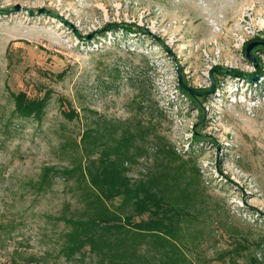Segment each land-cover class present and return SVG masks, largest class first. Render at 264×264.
<instances>
[{"label":"rangeland","instance_id":"rangeland-1","mask_svg":"<svg viewBox=\"0 0 264 264\" xmlns=\"http://www.w3.org/2000/svg\"><path fill=\"white\" fill-rule=\"evenodd\" d=\"M0 10V264H99L62 251L86 200L56 170L90 148L86 130L135 132V118L147 134L129 176L159 175L180 210L177 264H264V0H0ZM20 92L48 94L39 118L17 116ZM136 245L138 264H157L149 238Z\"/></svg>","mask_w":264,"mask_h":264},{"label":"trees","instance_id":"trees-1","mask_svg":"<svg viewBox=\"0 0 264 264\" xmlns=\"http://www.w3.org/2000/svg\"><path fill=\"white\" fill-rule=\"evenodd\" d=\"M108 27L111 29L112 26ZM48 98L47 93L40 99H31L20 92L13 95L14 111L18 117L39 118L45 111ZM138 109L143 107L139 105ZM148 110L151 117L158 113L157 117L162 118L155 102H150ZM64 115L70 120L77 117L74 110L64 112ZM135 121V132L126 128L121 134L114 130L104 134L86 130L81 143L83 146L89 143L90 148H83V154L77 155V163L73 166L56 170L63 176L75 175L86 200V210L66 221L72 226L71 231L66 233L68 241L62 248L68 257L75 254L97 255L99 264H123L122 261L130 256L126 264H138L137 259L140 262L145 259L127 251L133 243L138 245L149 238L153 247L160 250L161 258L146 260L158 261L157 264H177L182 258L179 248L172 241L180 224L181 212L160 193L158 186L161 178L158 175L147 180H135L129 176L139 153L135 142L147 134L142 121L136 118ZM156 145L155 154L163 153L162 147ZM164 153L168 164L174 158L179 159L171 147H167ZM47 171L50 169L46 168L45 173ZM117 201L119 203L115 205ZM241 249L244 247L238 245L234 252L238 253Z\"/></svg>","mask_w":264,"mask_h":264},{"label":"water","instance_id":"water-1","mask_svg":"<svg viewBox=\"0 0 264 264\" xmlns=\"http://www.w3.org/2000/svg\"><path fill=\"white\" fill-rule=\"evenodd\" d=\"M13 10H14L15 12H18L19 7L16 6V7L13 8ZM6 12H7V11H5V10H0V14L6 13ZM38 13H39V14L44 13V14H48V15H53L50 11H48V10H46V9H40V10L38 11ZM29 14H31V13L29 12ZM62 21L65 22V20H62ZM87 39H88V37H87ZM254 45H255L254 43H250V44H248V46H247V55H248V52L250 51V49H251Z\"/></svg>","mask_w":264,"mask_h":264}]
</instances>
